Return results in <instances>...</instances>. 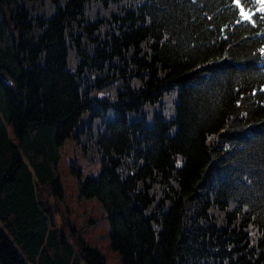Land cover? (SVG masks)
I'll list each match as a JSON object with an SVG mask.
<instances>
[{"label": "trees", "instance_id": "trees-1", "mask_svg": "<svg viewBox=\"0 0 264 264\" xmlns=\"http://www.w3.org/2000/svg\"><path fill=\"white\" fill-rule=\"evenodd\" d=\"M231 2L0 0V264H107L54 217L86 129L122 264H264V41Z\"/></svg>", "mask_w": 264, "mask_h": 264}, {"label": "rangeland", "instance_id": "rangeland-1", "mask_svg": "<svg viewBox=\"0 0 264 264\" xmlns=\"http://www.w3.org/2000/svg\"><path fill=\"white\" fill-rule=\"evenodd\" d=\"M107 94L105 89L92 90L94 99L99 100ZM157 111L161 109L158 108ZM166 113L164 112L163 115L166 116ZM85 120L86 117L82 119L80 127H86ZM88 131L86 129L79 138L67 140L59 152L56 171L64 198L63 203L59 205L60 212L54 214L55 222L60 227L64 222V229H68L65 224L69 222L76 230V238L82 239L91 248L99 249L106 258L107 264H122L120 256L111 249L108 239L109 225L101 204L95 199L80 198L77 190L78 181L95 178L100 167L97 157L92 160V157L84 156L82 146L85 144Z\"/></svg>", "mask_w": 264, "mask_h": 264}, {"label": "snow or ice", "instance_id": "snow-or-ice-1", "mask_svg": "<svg viewBox=\"0 0 264 264\" xmlns=\"http://www.w3.org/2000/svg\"><path fill=\"white\" fill-rule=\"evenodd\" d=\"M256 7L249 2V0H232V6L237 12V23H248L253 27L256 26L254 17L257 12L261 14V19H264V0H254ZM260 54L264 55V48H261Z\"/></svg>", "mask_w": 264, "mask_h": 264}]
</instances>
